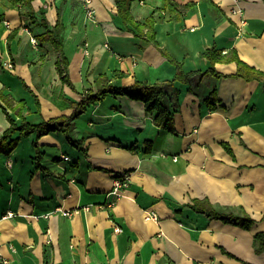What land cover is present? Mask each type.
I'll list each match as a JSON object with an SVG mask.
<instances>
[{"label": "crops", "instance_id": "crops-1", "mask_svg": "<svg viewBox=\"0 0 264 264\" xmlns=\"http://www.w3.org/2000/svg\"><path fill=\"white\" fill-rule=\"evenodd\" d=\"M166 1L131 5L137 21L153 16L158 48L125 29L116 0H0V138L5 110L35 124L70 117L61 95L78 102L102 75L117 88L173 82L178 92L166 99L174 133L144 102L108 94L73 121L82 149L57 131L0 154V264H264L254 244L264 233V81L237 77L236 62L214 65L223 77L207 73L202 55L234 50L264 74V0H169L175 9ZM171 59L191 74L186 81L174 80ZM195 200L255 223L210 218L190 207Z\"/></svg>", "mask_w": 264, "mask_h": 264}, {"label": "trees", "instance_id": "trees-1", "mask_svg": "<svg viewBox=\"0 0 264 264\" xmlns=\"http://www.w3.org/2000/svg\"><path fill=\"white\" fill-rule=\"evenodd\" d=\"M18 1L23 2L24 6L26 7L30 6L32 3V0ZM116 4L118 8V17L122 20L125 29L132 33L135 37L146 42L153 43L156 47L160 48V45L156 40V32L154 29L155 20L153 16L147 18L145 22H140L137 21L132 14V0H116ZM166 5H169L173 9L180 8L179 5L169 0L166 1ZM189 6L192 5L190 4ZM182 8H186V6ZM42 25L45 26V28H48L46 19L43 20ZM56 36L51 31L47 32L46 34V37L51 41L54 50L62 52L63 41L61 38H57ZM162 52L166 55L164 51ZM202 55L203 57L207 58L212 65L207 73L213 74L217 77H223V75L215 72L214 65L218 62H236L238 68L236 73L237 77L244 78L247 81H264V74L244 63L234 50L229 54H223L222 51L212 48L206 50ZM171 62L176 66L177 69L174 80L186 81L191 76V74H185L183 72L182 65L180 63H177L172 59ZM59 63L58 71L61 75V80L65 83L71 84L65 75V63L64 68L61 67V62ZM118 75L123 76L122 74ZM100 79L103 84L98 89V91L96 93H94L92 90L87 91L83 98L78 102L70 101L61 95V99L66 102L65 106L73 109V114L70 117L61 116L44 120L35 124L29 122L25 118H23L21 122H18L5 110L10 126L0 138V154L10 155L18 146L20 140L23 137H29L32 134H36L37 139H40L44 135L57 131L63 132L67 136L68 141L73 146L82 149L81 143L73 140L71 135L74 128L73 121L76 117L83 114L90 105L103 100L108 94L115 96H127L132 100L144 102L147 114H153L156 112L154 123L158 127L165 128L169 132L174 133L173 113L166 104L167 98L178 97V92L173 86V82L151 84L147 82L136 81L133 86L117 88L113 83L108 81L106 75H102ZM190 207L196 211L207 214L210 218L221 219L226 223L234 224L246 230H250L255 223V221L248 214L242 211L235 215L227 214L214 208V206H212L208 201L195 200L194 204L190 205ZM254 244L257 252H264V233H257L255 235Z\"/></svg>", "mask_w": 264, "mask_h": 264}, {"label": "built area", "instance_id": "built-area-1", "mask_svg": "<svg viewBox=\"0 0 264 264\" xmlns=\"http://www.w3.org/2000/svg\"><path fill=\"white\" fill-rule=\"evenodd\" d=\"M142 3H143V1H142ZM87 14H88L89 17H93L94 11L93 10H88ZM4 23L6 25H8L7 21H5ZM245 23H246V20L242 19V21H241L242 26ZM31 42H32L33 45H38V41L35 38H31ZM86 48H87V44H86ZM5 66L7 67V69H13L14 68L13 64L11 62L5 63ZM64 159H67V157H64ZM174 159L176 160L177 157H174ZM129 182H130V177H128L126 175L116 177V179L114 180V183H113V192L116 193L117 195H119V191L122 190L123 188L128 187ZM87 209H89V208H87ZM66 215L68 217H71L72 213L71 212H67ZM6 216L7 217H13L14 213L7 212ZM158 218L159 217H158V215L156 213H149L146 216V219L153 220V221H157ZM0 263H6V261L0 260Z\"/></svg>", "mask_w": 264, "mask_h": 264}, {"label": "rangeland", "instance_id": "rangeland-1", "mask_svg": "<svg viewBox=\"0 0 264 264\" xmlns=\"http://www.w3.org/2000/svg\"><path fill=\"white\" fill-rule=\"evenodd\" d=\"M37 46V45H36Z\"/></svg>", "mask_w": 264, "mask_h": 264}]
</instances>
